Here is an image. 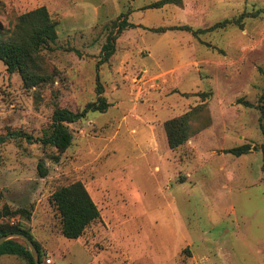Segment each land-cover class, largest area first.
I'll return each mask as SVG.
<instances>
[{"label": "rangeland", "instance_id": "rangeland-1", "mask_svg": "<svg viewBox=\"0 0 264 264\" xmlns=\"http://www.w3.org/2000/svg\"><path fill=\"white\" fill-rule=\"evenodd\" d=\"M159 1L0 4L6 29L42 6L58 23L57 42L45 53L57 71L52 82L26 90L0 60V136H8L0 144V207L30 212L21 222L40 244L43 264H264V0L151 8ZM123 20L134 27L99 64ZM225 21L228 27L198 37L172 29ZM98 81L111 107L71 124L72 146L55 162L56 151L37 139L57 108L76 112L96 102ZM205 94L209 126L172 151L165 122L203 104ZM244 145L251 152L227 153ZM77 181L101 218L69 240L50 197ZM0 264L24 261L3 257Z\"/></svg>", "mask_w": 264, "mask_h": 264}, {"label": "trees", "instance_id": "trees-1", "mask_svg": "<svg viewBox=\"0 0 264 264\" xmlns=\"http://www.w3.org/2000/svg\"><path fill=\"white\" fill-rule=\"evenodd\" d=\"M3 1L0 0V4ZM182 4L183 0H161L154 3L151 8L161 9L166 5L181 6ZM229 23V21H225L207 30L193 29L190 26H179L172 29L190 32L193 36L198 37L203 33L224 29L228 27L227 24ZM10 24L12 27L6 29L4 23L0 20V60L5 64L7 72L11 75L18 74L26 90L39 89V87L52 82L56 77L57 71L55 68L50 67L45 53L53 51L52 45L57 42L58 23L54 20L48 8L42 6L19 15ZM131 27L134 26L126 20L119 23L117 32L108 37L107 43L103 47L99 64L107 63L111 59L116 52V43L119 35ZM155 31L164 33L167 29L158 28ZM97 94L98 100L87 104L81 111L75 112L66 108H57L54 111L49 130L45 132L44 136L38 138L36 143L55 150L56 155L51 158L55 162H58L60 155L67 152L72 146L74 136L70 129L71 124L85 119L91 113H106L111 107V104L108 103L104 96V87L99 81ZM210 95L205 94L204 98ZM204 98L203 104L192 108L182 116L165 122L164 129L172 151L184 146L200 130L209 126L211 120L209 111L206 108L207 98ZM10 135L23 137L24 134L12 133ZM25 138L31 143L34 141L31 136H25ZM7 140L8 136H0V144L6 143ZM249 152H251L250 145L227 151L228 154L238 157ZM38 171L41 178H46L49 175V170L44 160L39 162ZM50 203L59 213L62 236L69 240L82 238L87 229L101 218V212L97 204L86 186L80 181L58 188L51 195ZM22 219L27 221L31 219V214L26 209L14 210L9 205L0 207V238L11 234L28 236L39 251L40 264H43L44 254L42 248L30 231L25 228V225L21 222ZM11 220H15V223L12 224ZM3 257H16L22 259L24 264H35L29 246L21 239L6 241L0 247V260Z\"/></svg>", "mask_w": 264, "mask_h": 264}, {"label": "water", "instance_id": "water-1", "mask_svg": "<svg viewBox=\"0 0 264 264\" xmlns=\"http://www.w3.org/2000/svg\"><path fill=\"white\" fill-rule=\"evenodd\" d=\"M10 239H21L29 246L32 256L35 260V264H40V255L39 251L37 250L34 242L26 235L23 234H11L5 237L0 238V247Z\"/></svg>", "mask_w": 264, "mask_h": 264}, {"label": "crops", "instance_id": "crops-1", "mask_svg": "<svg viewBox=\"0 0 264 264\" xmlns=\"http://www.w3.org/2000/svg\"><path fill=\"white\" fill-rule=\"evenodd\" d=\"M167 73H169V70H167V71H161V74L158 75L157 77H163V76H165ZM8 259H9V258H8Z\"/></svg>", "mask_w": 264, "mask_h": 264}, {"label": "built area", "instance_id": "built-area-1", "mask_svg": "<svg viewBox=\"0 0 264 264\" xmlns=\"http://www.w3.org/2000/svg\"><path fill=\"white\" fill-rule=\"evenodd\" d=\"M47 263H48V264H52V261H51V260H47Z\"/></svg>", "mask_w": 264, "mask_h": 264}]
</instances>
